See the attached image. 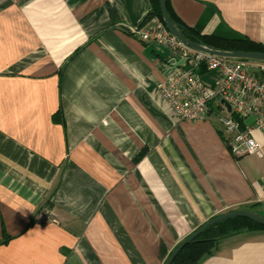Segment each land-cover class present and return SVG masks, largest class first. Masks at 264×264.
Masks as SVG:
<instances>
[{
	"label": "crops",
	"instance_id": "0c3cea01",
	"mask_svg": "<svg viewBox=\"0 0 264 264\" xmlns=\"http://www.w3.org/2000/svg\"><path fill=\"white\" fill-rule=\"evenodd\" d=\"M169 3L201 35L264 46V0ZM150 8L0 0V264H163L160 244L167 256L214 217L264 215V132L250 131L260 154L235 156L215 107L176 117L158 87L179 56L127 33ZM199 264H264V229Z\"/></svg>",
	"mask_w": 264,
	"mask_h": 264
},
{
	"label": "built area",
	"instance_id": "2783aa9c",
	"mask_svg": "<svg viewBox=\"0 0 264 264\" xmlns=\"http://www.w3.org/2000/svg\"><path fill=\"white\" fill-rule=\"evenodd\" d=\"M141 23L131 29L134 36L144 44L169 48L179 56V62L158 87L176 117L181 122H200L215 107L231 153L260 154L250 131L264 132V63L225 59L191 49L173 37L156 17H146ZM213 71L217 82L206 84L202 77ZM248 117H253V124L241 131L239 120Z\"/></svg>",
	"mask_w": 264,
	"mask_h": 264
},
{
	"label": "trees",
	"instance_id": "16d2710c",
	"mask_svg": "<svg viewBox=\"0 0 264 264\" xmlns=\"http://www.w3.org/2000/svg\"><path fill=\"white\" fill-rule=\"evenodd\" d=\"M149 2L151 8L147 18L156 16L163 23L160 13L159 0H149ZM165 3L170 19L179 27L182 35H184L191 42H196L203 46L223 51H241L264 54V46L254 43L245 37L221 38L216 35L205 36L197 33L193 29L186 27L175 16L170 7L169 0H165ZM163 25L165 27V24ZM55 187H57V184ZM248 211L255 212L254 205H251L248 208ZM32 225L33 222L30 221L28 228ZM257 229H264V227L243 218H232L214 224L203 231L197 238L185 245L171 264H199L204 258L209 257L214 253V250L217 248L219 242L223 239L241 234L245 231ZM10 240V237L4 235L2 241H0V245H6ZM166 253L167 252L165 251L163 244H160L159 256L160 259L163 260V264H165V261L169 257V254L166 256Z\"/></svg>",
	"mask_w": 264,
	"mask_h": 264
},
{
	"label": "water",
	"instance_id": "95a60500",
	"mask_svg": "<svg viewBox=\"0 0 264 264\" xmlns=\"http://www.w3.org/2000/svg\"><path fill=\"white\" fill-rule=\"evenodd\" d=\"M159 7H160L162 21L165 24L166 28L173 35V37H175L179 42H181L185 46L191 49H194L196 51L214 55L220 58L264 63V54H261V53H250V52H241V51H223V50H217L214 48H209V47L203 46L196 42H191L184 35H182L179 27L170 19L167 13V10H166L165 0H159ZM226 108L229 111V106H227ZM232 218H243V219L249 220L252 223H255L259 226L264 227V216L256 212H251L248 210H234L226 214L219 215L205 222L198 229L192 232L188 237H186L182 242H180L176 246V248L169 254V257L165 261V264H171L176 258V256L179 254V252L184 248V246L187 245L190 241L194 240L208 227H211L214 224H217V223H220L222 221L232 219Z\"/></svg>",
	"mask_w": 264,
	"mask_h": 264
},
{
	"label": "rangeland",
	"instance_id": "374dc122",
	"mask_svg": "<svg viewBox=\"0 0 264 264\" xmlns=\"http://www.w3.org/2000/svg\"><path fill=\"white\" fill-rule=\"evenodd\" d=\"M152 17H156V16H152ZM152 17H151V18H152ZM145 18H146V17H145ZM156 18H157V17H156ZM140 23H141V22H140ZM141 24H142V23H141ZM162 24H164V23H162ZM134 27H135V26H134ZM134 27H132V28H134ZM165 27H166V26H165ZM132 28H131V29H132ZM131 29L128 30L127 33L130 34L131 36L135 37L136 39H138L136 36H134V35L131 34ZM138 40H139V39H138ZM205 75H206V74H205ZM210 77H212L211 85H214V84L217 82V75H216L215 73H211V74H210ZM45 213H46V212H45ZM45 213H44L43 218H44L45 220H48L49 217H48ZM197 229H198V228H197ZM197 237H198V236H197ZM197 237H196V238H197ZM169 254H170V253H169Z\"/></svg>",
	"mask_w": 264,
	"mask_h": 264
}]
</instances>
